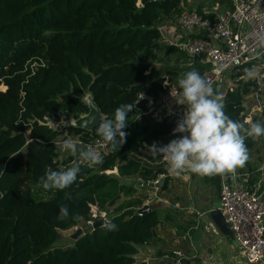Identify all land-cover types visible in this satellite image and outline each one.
I'll list each match as a JSON object with an SVG mask.
<instances>
[{"label":"trees","instance_id":"16d2710c","mask_svg":"<svg viewBox=\"0 0 264 264\" xmlns=\"http://www.w3.org/2000/svg\"><path fill=\"white\" fill-rule=\"evenodd\" d=\"M186 1L0 0V264H144L134 258L138 246L153 243L162 222L157 204L140 211L148 190L126 179L137 178L145 186L167 173L163 166H146L130 154L154 141L159 144L178 120L154 121L140 111L164 91L166 77L153 64L174 57L175 62L190 60L177 47L162 44L157 29L187 9ZM211 2L222 10L233 7L231 0ZM196 10L201 13L202 8ZM30 59L40 64L26 70ZM249 72H255L249 63L231 70L233 86L222 96L225 113L245 127L258 83L264 102V76L258 80ZM171 75L179 90L182 77ZM140 93L151 99L138 100ZM87 94L104 119L122 104H135L123 129L125 142L119 149L108 144L103 163L81 168L69 188L45 191L40 177L71 166L76 158L68 153L60 160L55 142L64 135L85 141L100 136L95 130L54 128L44 118L58 117L59 112L73 119L86 114ZM250 120L264 123V107ZM245 145L249 160L244 167L256 170L264 163L258 147L264 145V136L248 137ZM162 179L158 191L167 188L168 177ZM62 205L69 216L60 220ZM92 206L97 208L95 221L102 225L72 239L69 246L57 245L59 231L87 226ZM190 216L194 226L196 216ZM107 221L115 227L106 229Z\"/></svg>","mask_w":264,"mask_h":264},{"label":"built area","instance_id":"2783aa9c","mask_svg":"<svg viewBox=\"0 0 264 264\" xmlns=\"http://www.w3.org/2000/svg\"><path fill=\"white\" fill-rule=\"evenodd\" d=\"M231 2L233 7L226 10L220 9L218 4L202 9L201 13L196 9H184L157 27L161 41L165 39L167 33L173 32V25L181 30L176 39H166L167 45L177 47L188 56L189 64L205 67L202 76L212 88L230 74L231 70L243 63H249L252 68L261 71L258 76L256 75L258 80L263 77L264 44L260 43L258 36L264 34V0ZM258 85L259 88L253 95L254 104L247 112L246 121L264 107V102L259 99L261 83ZM163 88L164 91L156 103L141 110L140 115L154 121H161L166 117L178 119L181 117L184 106L175 102L179 90L170 84L167 78L164 79ZM141 94L142 98L139 99ZM138 99L151 97L140 93ZM44 120L48 125L47 117ZM64 139L73 140L83 149L92 148L103 158L109 154L108 144L102 137L85 141L79 136L64 135L61 140L55 142L58 147ZM162 177L163 175H160V178ZM158 180L150 183L156 184ZM218 201L220 212L231 231V238L237 243L238 256L248 264H264V189L250 191L222 181ZM96 216L97 208L92 206L90 219L86 221V225H92ZM74 228L82 226L76 225ZM193 228L196 229L197 226ZM174 254L177 262L185 257L180 251Z\"/></svg>","mask_w":264,"mask_h":264},{"label":"clouds","instance_id":"9594fccd","mask_svg":"<svg viewBox=\"0 0 264 264\" xmlns=\"http://www.w3.org/2000/svg\"><path fill=\"white\" fill-rule=\"evenodd\" d=\"M258 39L264 44V34L259 35ZM248 75L252 76L253 73L249 72ZM177 83L179 93L175 102L183 105L184 109L172 129L175 138L164 145L154 141L147 146L148 153L153 157L162 156L169 170L177 173L189 171L199 176H223L243 168L249 160L245 140L248 137L264 136V123L248 120L245 127L231 119L225 113L223 97L194 69L184 72ZM133 110L135 104L118 106L111 118L102 119L95 126V133L106 144L119 149L127 135L123 129L126 127L128 113ZM177 133L180 135L176 136ZM60 148L76 157L77 161L64 169L46 171L38 182L45 191H63L72 186L81 172V161L88 167L103 163L99 152L92 148H80L71 139H64ZM68 216L67 205L60 206L57 219L63 220ZM114 227L110 221L105 222L106 229Z\"/></svg>","mask_w":264,"mask_h":264},{"label":"crops","instance_id":"0c3cea01","mask_svg":"<svg viewBox=\"0 0 264 264\" xmlns=\"http://www.w3.org/2000/svg\"><path fill=\"white\" fill-rule=\"evenodd\" d=\"M186 3L189 9H204L208 8L209 6L208 0H187ZM212 5L214 4H211L210 6ZM173 27V32L166 34L162 44L167 45L166 39L174 40L178 37V34L181 33V30L178 27L175 25H173ZM189 63L190 62H182L181 65H186L187 68L180 73H184L190 69H196V71L203 75L205 72V67ZM155 65L156 64H154V66ZM158 75L166 76V74ZM167 80L173 85L174 81H170L169 77ZM213 89L215 92L223 96L225 90L216 91V87ZM175 135L179 134L177 133ZM173 136V133H171L169 136L162 138L159 142V145L168 143L169 140L174 138ZM140 152H147L148 157L154 160L152 161L153 165L150 167L163 166L167 170L165 176L168 177V182L167 188L165 190L158 191L160 190V187L163 183L162 181L160 187L156 188L155 191H152L151 189L145 187L144 184H142L137 178L126 179V182H129L133 186H136L140 189L144 187L145 190H148V199H146L145 205L157 204L155 207L158 210V215L162 222V225H160L158 229L157 237L153 243L150 245L138 246L137 253L134 256L136 262H143L144 264L197 263L198 259L194 261V258L200 259L201 253L196 251L194 247L192 248V251L188 250V248L193 245L194 240H198L202 247L207 249L208 241L210 239L207 240V235L205 234L204 230H202L203 228H201L202 218L197 211V207H200L201 204L198 200L197 203H195V193L199 192L203 196H206L209 193L211 197H216L218 199L219 188L222 181L228 182L232 185H239L243 189L250 191L264 189V170H262L264 163L262 166L253 171H247L246 168L243 167L238 168L235 173H230L223 176H199L189 171H182L179 173L170 171L169 165L164 160H162V156L152 157L148 153L147 146L139 149L138 153ZM131 154L134 155L137 154V152ZM83 164L86 165L84 162ZM85 167L88 166H83L81 168ZM165 176L163 175V177ZM190 214H195L196 216V224L194 225L197 226L196 229H194V226H191L189 223ZM204 226V229H208L207 225ZM178 234L182 235L184 239L187 240L186 248L188 251L187 253L185 251H182L183 253L180 251L185 257L177 262L174 252H176L175 243L178 245L179 241L175 242L174 244H171L170 242L172 241L171 239H173V237L177 236L179 238ZM191 236L192 238H190ZM230 239L232 240L231 236ZM206 257H208V255Z\"/></svg>","mask_w":264,"mask_h":264},{"label":"water","instance_id":"95a60500","mask_svg":"<svg viewBox=\"0 0 264 264\" xmlns=\"http://www.w3.org/2000/svg\"><path fill=\"white\" fill-rule=\"evenodd\" d=\"M83 101L86 103L88 107V111L86 114H83L75 119L68 120L67 118H63L64 124L61 126L62 129L66 127H74L87 132H92L95 129V126L104 119L103 114L100 109L94 102L93 98L90 94H87L83 97ZM163 179H159L156 184L146 183L145 186L152 191H155L156 188L160 187ZM194 196L195 203L197 200L200 202L201 206L197 207V211L202 218V230H204L207 235V240L215 241L218 246L215 250L216 259L210 257L209 248H204L200 244L198 240H194L193 246L196 251L201 253L200 259L205 264H248L238 256L235 249L237 248V243L230 239L231 231L228 228L227 223L225 222L224 217L220 212V204L216 197H211L208 193L206 196L201 195L199 192L195 193ZM148 205H144L141 208V212L148 211ZM98 225H102L101 221H95L92 225L85 226L82 228H76L74 233L71 235L73 240L78 239L81 235L86 233L87 231L92 230ZM204 225L208 226V229H204ZM208 257H206L207 255ZM191 264H198L192 262Z\"/></svg>","mask_w":264,"mask_h":264},{"label":"rangeland","instance_id":"374dc122","mask_svg":"<svg viewBox=\"0 0 264 264\" xmlns=\"http://www.w3.org/2000/svg\"><path fill=\"white\" fill-rule=\"evenodd\" d=\"M195 1H197V0H195ZM211 1L212 0H208V4H209L208 7H210V5L212 4ZM174 60H175V57L172 58V61H162V62H159V63H154V64H156L155 68L157 70V74H160V75H165L166 74L165 77H167V78L169 77V80L172 81V82L175 81V77H173V75H171V71L175 72V74H177L178 78H179V77H182V74H183V73H180V72L187 68L186 65H181L182 64V60H179L178 62H175ZM35 64L39 65L40 62L37 61V59H30L29 62L27 64H25V69L27 70L28 66L31 67V66H33ZM190 70H193V69H190ZM194 70H196V69H194ZM254 70H255L254 75L256 74L258 76L261 73V71L259 69H254ZM262 73H263V76H264V70L262 71ZM229 76L230 75L228 74L223 80H221L216 85V91L217 90H223L224 91L225 89L233 86L232 80L230 79ZM261 79L262 78H260V80ZM0 90H3V87L1 85H0ZM256 116L259 117V115H256ZM63 118H67L68 120L72 119L70 116L65 115L63 112H59L58 113V117H49V116L47 117L48 125L51 126V127H54V128L55 127L61 128V126L64 124ZM176 136H178V135H176ZM258 147L264 153V145H259ZM59 149H60L59 150V159L62 160L64 157H66L68 152L62 151L60 147H59ZM143 153H145V154H143ZM131 156L134 157V158L139 159L145 165H149V166L153 165L152 161H154V160L151 159L150 157H148L147 152L138 153V151H137V154H134V155L131 154ZM76 161H77V158H75L73 163L76 162ZM80 163H82L81 167L87 166V165H84L82 161ZM131 179H135V178H131ZM190 219H191V216H190ZM74 230H75V228L74 229L70 228V229H67V230L59 231L60 237L57 240L56 244L59 245V246H69V245H71L72 242H73V240L71 238V235L74 233ZM178 236H179V238L177 236L173 237V239H171L172 241L170 243L174 244L175 242L179 241L178 245H177V243H175V245H176L175 246V251H181V252L185 251L187 253V248H186L187 240L184 239V237L182 235H180V234H178ZM190 238H192V236ZM217 246H218V244H216L215 241L214 242L211 241V240L208 241V248L210 250V257L211 258H214V256H215L214 252H215ZM235 251L237 252V248L235 249ZM216 258L217 257H215L214 259H216ZM194 259L195 260L198 259V262H197L198 264H205L199 258H194Z\"/></svg>","mask_w":264,"mask_h":264}]
</instances>
